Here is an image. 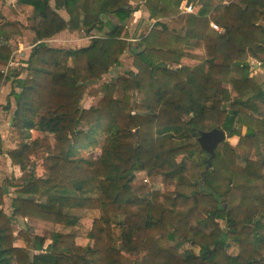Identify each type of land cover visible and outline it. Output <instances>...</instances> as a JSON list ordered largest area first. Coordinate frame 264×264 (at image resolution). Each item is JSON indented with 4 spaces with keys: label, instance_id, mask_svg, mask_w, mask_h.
Masks as SVG:
<instances>
[{
    "label": "trees",
    "instance_id": "obj_1",
    "mask_svg": "<svg viewBox=\"0 0 264 264\" xmlns=\"http://www.w3.org/2000/svg\"><path fill=\"white\" fill-rule=\"evenodd\" d=\"M7 1L0 0V65L12 60L11 34L34 48L24 79L20 71L0 70V91L10 77L18 79L14 134L23 137L7 152L23 172L9 183L18 194L11 214L0 187V264H264V82L252 76L249 60L264 67V0L204 5L186 16L183 34L160 20L199 0H145L158 22L132 47V70L106 84L100 103L89 107L80 105L88 87L130 49L126 27L80 49L46 41L65 31L104 32V15L126 21L139 7L130 0H19L41 20L25 27L2 16ZM216 128L239 141L218 148L202 181L210 156L195 159L197 139ZM34 130L57 144L47 178L34 174L42 146V139L27 140ZM95 148V156L85 154ZM140 172L161 178L163 188L136 186ZM78 211L98 212L87 245L69 232L80 223ZM19 218L62 230L46 245L44 236L16 234ZM233 243L237 255L228 252Z\"/></svg>",
    "mask_w": 264,
    "mask_h": 264
},
{
    "label": "rangeland",
    "instance_id": "obj_2",
    "mask_svg": "<svg viewBox=\"0 0 264 264\" xmlns=\"http://www.w3.org/2000/svg\"><path fill=\"white\" fill-rule=\"evenodd\" d=\"M134 6H138L140 8V5H136L133 3ZM7 9V10H6ZM7 14V15H6ZM2 16H4L5 18H7L8 20H12L15 22H20L22 23L20 20H23L24 23H22L25 27H33L36 26V24L34 23L35 21V17H34V10L25 6H22L20 3H14V2H10L7 1L5 3V6L3 7V13ZM134 16V15H133ZM133 16H131V18L133 19ZM34 17V18H33ZM178 17V16H177ZM33 18V19H32ZM162 20V19H161ZM185 21H186V16L179 17L176 19H172L169 23V28L171 30H177L180 34L184 33V28H185ZM164 22V21H163ZM167 22V21H165ZM29 24V26L27 25ZM154 24V23H153ZM183 28V29H182ZM141 34L144 36H147L150 31L152 30V27H150L148 24L147 25H141ZM127 30V29H126ZM128 33V41L131 42L132 44V40H136V43L133 42V44H139V42L141 41V36L138 37V39H132V31L130 29L127 30ZM140 34V33H139ZM138 36V34H137ZM10 40H9V46H11V51H13V56H12V60L5 65H0V70L4 73L6 71L7 76L9 74H11V72H14V68H11L12 63H14L15 61L18 62L22 59H28L30 56L29 54H31L30 52L32 51L31 49H33V44H29L27 42L26 39L20 37L18 34L13 33L10 36ZM101 37V36H99ZM20 42L23 43V45L27 46L30 45L31 47L27 48V49H23L26 50V54L22 55V53L24 51H22V47L20 46ZM70 45H68L66 48H69ZM26 48V47H25ZM20 52H19V51ZM196 52H200L199 50H195ZM28 57V58H27ZM133 58H131V60L129 61V57H128V61L127 59L122 60V66L124 67L125 65H129V67H124L123 70H111V72L104 76L103 79H101L99 82H97L96 84L90 85L87 89V92L84 96V99L82 101L81 105H85L84 101L86 99H90L92 97H94V101H93V105L96 106L100 103L101 99L104 96V86L106 84L111 83L112 81L119 79V77L121 75L127 74L129 71H131V67H132V63H133ZM250 62L254 65V70H253V77L256 78V80L260 83L264 82V67H261L257 62L259 61H255L251 58H249ZM197 63V61H195ZM261 63V62H259ZM18 68L16 69V71H20L21 73H23V77H26L27 75V71L25 70V68H23V66L21 67H15ZM176 68V67H175ZM115 69V68H114ZM25 71V72H24ZM25 73V74H24ZM5 74V73H4ZM227 82V80H226ZM228 87L231 88V86L228 84ZM7 107V106H6ZM113 108L116 109L117 105L116 103L113 104ZM13 130V134H14ZM14 137H18L17 135L14 134ZM23 137H18V143L17 146H19L21 143V140ZM31 138L32 139H37V138H41L42 139V146L41 148L37 151L36 156L34 157V162L33 165L36 167V173L38 177H44L46 176L47 172H48V167L50 165V156L52 154H57L58 149H57V144L55 143V139L53 136L50 135H42L39 132H34L31 134ZM263 138V137H262ZM228 142H230L231 144H233L234 146H236L238 144V137H234V138H227ZM264 142V138L262 139ZM2 143V142H1ZM0 143V144H1ZM1 148L3 150V146L1 144ZM200 146H197L196 148V155H195V159L197 158H201L206 156L202 155L200 153ZM99 148L93 151H89V152H85V154H90L92 156H95L96 154H98L99 152ZM182 157H179V160H181ZM240 164L243 165V162L240 161ZM187 174L190 175L191 171H190V167L186 170ZM148 179L149 182H145V180ZM9 180V178H8ZM15 180V179H13ZM11 181V180H10ZM136 186H142V185H146L147 189L149 192H151L152 190H161L163 188L162 185V180L161 178H150L146 172H140L137 173V177H136ZM9 204V203H8ZM6 206V204H5ZM10 214L12 212V206L11 208H9ZM76 214H78L81 217L80 223L76 228L70 229L69 232L74 233V235L76 236V241L78 244L81 245H87L90 241V239L88 238L89 232L92 229V225H93V221L95 220V218H97L98 216V212L97 211H78ZM196 224V223H195ZM222 227L224 229H226V224L225 222H222ZM62 227L60 226H55L53 224H45V223H39L37 221H32V220H24V219H17L16 223H15V232L16 234H18L20 231H25L27 233H34L37 234L39 236H44L47 239V243L46 245H49L53 239V235L56 232H61ZM114 242L116 245H120L121 244V239H120V230L116 229V234H115V239ZM17 244L18 245H22L24 246V240L22 238H18L17 239ZM198 251V249H195ZM228 252L231 254H237V252H239L238 246L236 244H232V246L228 249ZM135 258V257H133Z\"/></svg>",
    "mask_w": 264,
    "mask_h": 264
},
{
    "label": "crops",
    "instance_id": "obj_3",
    "mask_svg": "<svg viewBox=\"0 0 264 264\" xmlns=\"http://www.w3.org/2000/svg\"><path fill=\"white\" fill-rule=\"evenodd\" d=\"M8 1H9V3L10 2H14V3L18 2L19 3V0H8ZM130 1H131L132 4L134 3L136 5H140L139 10L136 11V13L133 16V19L130 18L129 20H126V21H120L118 19V17L115 16V15H111V14L110 15H104L102 17L103 21L106 23V30L104 32L94 31L92 33V35L90 36V35H86L85 32H83V31H81L79 33H71L69 31H65V32H62V33L56 35L54 38H52L50 40H47L46 44L49 47L54 48V49H65V50H68V49L85 48V47L90 46V44H91V42H92V40L94 38L104 35L107 31H111L117 25H124L127 30L130 29L132 31V33H131L132 37L131 38L132 39H138V37H140L142 35L141 34V29H140L141 25H147L148 24L150 27L153 28L154 25L158 21L154 20V19H151L149 17L150 12L148 11V9L144 5L145 0H130ZM223 1L226 2L227 4H231L235 0H199L197 5H195L196 14L199 12L201 7L204 6V5L215 8V7L219 6V5H221L223 3ZM184 16H187V15H181L180 14L178 17L171 18V19H162L160 21L161 22L167 21L165 23H169L172 19H176V18L179 19V17L183 18ZM34 19H35L34 23L36 24L35 27H39L40 24H41V20L37 19V18H34ZM20 21L22 23H24L23 20H20ZM27 25L29 26V24H27ZM171 31L176 33V34H180L177 30L173 29ZM137 34H138V36H137ZM132 41L136 43V40H132ZM133 42H132V44H131V42H129V44H130L129 48L130 49L122 57L121 64L119 65V67H116L115 69H113L114 71L123 70L124 67H129L130 68L129 65H125L123 67L122 66V60L127 59V61H128V57H129V61L131 60V58H132V52H131L132 47L138 46V44H135V43L133 44ZM68 45H70V47L66 48ZM20 46L22 47L21 50L24 51L22 53V55H24V56L26 55L27 56L26 50H23V49H27V48H29L31 46L28 45V44H27V46H25V45H23L22 42H20ZM33 48H34V46H33ZM27 60L28 59H22V60H20L18 62L15 61L14 63H12L11 68H14L15 71H16V69H18V68H15V67L23 66V68H25L24 63ZM184 64L194 65V64H196V62L194 60H191V59H185L184 60ZM131 70H132V67H131ZM19 78H21V79L25 78V77H23V73H21ZM17 80L18 79H16L13 76L10 77V79L8 81H6V83L2 86L1 91H0V143L2 142L1 144L3 146V150L1 148L2 152L0 153V187H3L5 189V191H6V206H4L3 209H4V211L7 214H10L9 208H11V206H12L13 199L18 196V194L16 192V189L11 188L9 186L10 180L17 179L20 176H22V174H23L21 168L13 166L12 160L7 155L8 151H12V150L18 149L21 146L22 141H23V139H20L21 140V142H20L21 144L19 146H17V143H18L19 139H18V137H14V134H13V130L15 128L14 127V115H15V112H16V109H17V104H16V100H15V97H14V93L18 94L20 92V88L17 85ZM93 99H94V97L90 98L89 100L86 99L84 101L85 105H81L82 101H83L82 100L80 105L82 107L83 106L84 107H87V106L89 107L90 105L92 106L93 105V101H94ZM119 108H120V104L117 105L116 109L113 108V110L116 111ZM34 132H39V131H35V130L32 131V133H34ZM39 133L42 134L41 132H39ZM42 135H44V134H42ZM37 139H41V138H37ZM37 139L30 138V139H27V140L28 141H34V140H37ZM1 144H0V147H1ZM96 149H98V148H96ZM88 155H90V154H88ZM34 168H35V173H36V167L34 166ZM35 175H36V177H38L37 174H35ZM47 177H48V174L46 176H44V177H38V178H47ZM8 178H9V180H8ZM237 254H238V252H237ZM237 254H235V255H237ZM232 255H234V254H232Z\"/></svg>",
    "mask_w": 264,
    "mask_h": 264
},
{
    "label": "water",
    "instance_id": "obj_4",
    "mask_svg": "<svg viewBox=\"0 0 264 264\" xmlns=\"http://www.w3.org/2000/svg\"><path fill=\"white\" fill-rule=\"evenodd\" d=\"M228 135L223 129H213L211 131H200L197 142L201 150L210 157L206 160L207 168L202 176V181L205 180L208 170L212 167V160L216 157L218 148L227 142Z\"/></svg>",
    "mask_w": 264,
    "mask_h": 264
},
{
    "label": "built area",
    "instance_id": "obj_5",
    "mask_svg": "<svg viewBox=\"0 0 264 264\" xmlns=\"http://www.w3.org/2000/svg\"><path fill=\"white\" fill-rule=\"evenodd\" d=\"M221 5H228L226 2L223 1V3ZM180 14L181 15H195L196 14V9H195V6L193 5H186V4H182L181 7H180ZM211 27L215 30V31H218V32H222V29L221 27L216 24L215 22H211ZM260 66H262V63H259L257 62ZM5 75H7L8 73H6V71L4 72ZM145 182H149L148 179L145 180Z\"/></svg>",
    "mask_w": 264,
    "mask_h": 264
}]
</instances>
